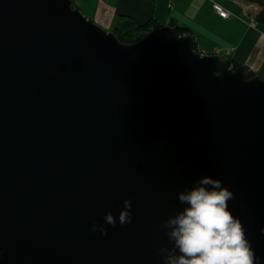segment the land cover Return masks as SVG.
Segmentation results:
<instances>
[{
	"label": "water",
	"instance_id": "95a60500",
	"mask_svg": "<svg viewBox=\"0 0 264 264\" xmlns=\"http://www.w3.org/2000/svg\"><path fill=\"white\" fill-rule=\"evenodd\" d=\"M169 30L125 44L72 0H0V264H164L204 175L264 264V77Z\"/></svg>",
	"mask_w": 264,
	"mask_h": 264
},
{
	"label": "clouds",
	"instance_id": "9594fccd",
	"mask_svg": "<svg viewBox=\"0 0 264 264\" xmlns=\"http://www.w3.org/2000/svg\"><path fill=\"white\" fill-rule=\"evenodd\" d=\"M177 199L185 206L162 223L172 244L170 248H159L164 264H256L257 257L244 226L228 208L234 194L219 179L201 176L193 187L178 192ZM122 203L118 217L111 212L104 214L107 224L131 222V201L125 198ZM91 230L107 234L104 224L93 222Z\"/></svg>",
	"mask_w": 264,
	"mask_h": 264
},
{
	"label": "crops",
	"instance_id": "0c3cea01",
	"mask_svg": "<svg viewBox=\"0 0 264 264\" xmlns=\"http://www.w3.org/2000/svg\"><path fill=\"white\" fill-rule=\"evenodd\" d=\"M89 19L112 30L120 15L138 22L155 18L163 25L171 20L192 31L195 46L244 64L264 77V25L249 14L255 6L241 0H75ZM218 2L228 12L222 18L214 10Z\"/></svg>",
	"mask_w": 264,
	"mask_h": 264
},
{
	"label": "trees",
	"instance_id": "16d2710c",
	"mask_svg": "<svg viewBox=\"0 0 264 264\" xmlns=\"http://www.w3.org/2000/svg\"><path fill=\"white\" fill-rule=\"evenodd\" d=\"M248 5L256 6V9L250 10L249 14L253 19L264 25V0H241ZM75 6H77V1L72 0ZM78 7V6H77ZM162 25L155 18H150L144 22H138L132 16L120 15L118 21L112 28V32L115 34L117 39L122 43H135L139 41L147 32L152 29ZM168 25L169 39H175L179 36L190 34L193 36L192 31L186 27L177 24L174 20H171ZM230 64L233 68L240 65L239 62L230 59ZM256 73L249 70L247 72V77H252Z\"/></svg>",
	"mask_w": 264,
	"mask_h": 264
},
{
	"label": "built area",
	"instance_id": "2783aa9c",
	"mask_svg": "<svg viewBox=\"0 0 264 264\" xmlns=\"http://www.w3.org/2000/svg\"><path fill=\"white\" fill-rule=\"evenodd\" d=\"M213 8L218 13V15L221 16L222 18H227L229 16L225 8H222L218 2H214Z\"/></svg>",
	"mask_w": 264,
	"mask_h": 264
},
{
	"label": "bare ground",
	"instance_id": "6f19581e",
	"mask_svg": "<svg viewBox=\"0 0 264 264\" xmlns=\"http://www.w3.org/2000/svg\"><path fill=\"white\" fill-rule=\"evenodd\" d=\"M251 6H254V5H251ZM221 7L222 8H224L222 5H221ZM253 9H256V6H255V8H253ZM226 10V9H225ZM227 11V10H226ZM228 12V11H227ZM228 14H229V12H228ZM220 55V54H219ZM221 57H223V58H226V57H224V56H222V55H220ZM240 65H244V64H240ZM238 67V66H237ZM244 68H245V70H246V75H247V72L249 71V69L244 65Z\"/></svg>",
	"mask_w": 264,
	"mask_h": 264
},
{
	"label": "rangeland",
	"instance_id": "374dc122",
	"mask_svg": "<svg viewBox=\"0 0 264 264\" xmlns=\"http://www.w3.org/2000/svg\"><path fill=\"white\" fill-rule=\"evenodd\" d=\"M72 4L74 5L73 2H72ZM93 21H94V20H93ZM94 22H95V21H94ZM99 25H100V24H99ZM100 26H101V25H100ZM101 27H103V26H101ZM103 28H104V27H103ZM104 29H106V28H104ZM106 30H108V29H106ZM145 35H146V34H145ZM145 35H144V36H145ZM144 36H143V37H144ZM143 37H142V38H143ZM142 38H141V39H142ZM141 39H140V40H141ZM137 42H138V41H137ZM125 44H126V43H125ZM127 44H131V43H127ZM226 58H227V57H226ZM248 78H249V77H248Z\"/></svg>",
	"mask_w": 264,
	"mask_h": 264
}]
</instances>
